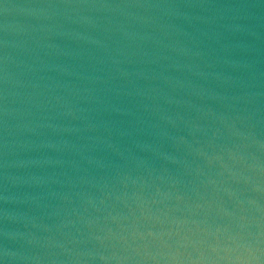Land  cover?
I'll return each instance as SVG.
<instances>
[{
    "label": "water",
    "instance_id": "1",
    "mask_svg": "<svg viewBox=\"0 0 264 264\" xmlns=\"http://www.w3.org/2000/svg\"><path fill=\"white\" fill-rule=\"evenodd\" d=\"M0 249L264 264V0H0Z\"/></svg>",
    "mask_w": 264,
    "mask_h": 264
},
{
    "label": "snow or ice",
    "instance_id": "2",
    "mask_svg": "<svg viewBox=\"0 0 264 264\" xmlns=\"http://www.w3.org/2000/svg\"><path fill=\"white\" fill-rule=\"evenodd\" d=\"M0 264H2V261H0Z\"/></svg>",
    "mask_w": 264,
    "mask_h": 264
}]
</instances>
